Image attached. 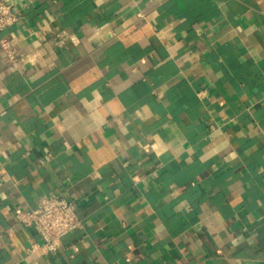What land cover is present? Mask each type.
Wrapping results in <instances>:
<instances>
[{
	"label": "crops",
	"instance_id": "0c3cea01",
	"mask_svg": "<svg viewBox=\"0 0 264 264\" xmlns=\"http://www.w3.org/2000/svg\"><path fill=\"white\" fill-rule=\"evenodd\" d=\"M11 1L0 264H264V0ZM52 194L82 225L30 252Z\"/></svg>",
	"mask_w": 264,
	"mask_h": 264
},
{
	"label": "built area",
	"instance_id": "2783aa9c",
	"mask_svg": "<svg viewBox=\"0 0 264 264\" xmlns=\"http://www.w3.org/2000/svg\"><path fill=\"white\" fill-rule=\"evenodd\" d=\"M18 19L19 14L12 1L0 0V31L5 30ZM58 36L61 44L66 39H69L73 44L78 43V39L73 35L62 33ZM0 45L13 62H32L39 58L38 51L16 54L12 43L6 38L0 40ZM17 219L24 225H34L39 231L42 241L40 244H32L28 248L30 252L37 249H41L43 253L55 252L61 244L62 237L82 225V220L76 213L75 204L60 194L41 197L31 210L18 211Z\"/></svg>",
	"mask_w": 264,
	"mask_h": 264
}]
</instances>
